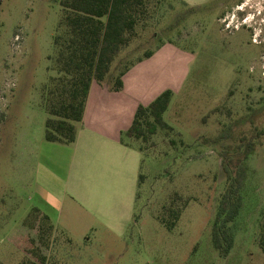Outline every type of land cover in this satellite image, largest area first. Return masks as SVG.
<instances>
[{
    "label": "rangeland",
    "instance_id": "rangeland-1",
    "mask_svg": "<svg viewBox=\"0 0 264 264\" xmlns=\"http://www.w3.org/2000/svg\"><path fill=\"white\" fill-rule=\"evenodd\" d=\"M181 1L153 0L145 27L113 64L117 75L165 41L194 55L163 115L173 129H159L145 156L138 152V185L113 201L97 191L91 161L70 166L69 152H59L57 143L52 162L43 161L49 117L43 88L57 74L54 38L62 6L58 0H0V264L35 260L25 248L27 234L38 231L25 221L45 205L36 193L40 184L57 199L50 216L58 230L52 250L42 248L45 264H264V89L257 88L264 86V67L246 56V44L235 53L222 46L216 18L223 0ZM241 137L254 141L255 150L245 160L243 206L229 224L234 245L222 254L212 225L228 185L230 159L223 153L230 152L236 169L247 143ZM168 206L182 207L174 224L165 216Z\"/></svg>",
    "mask_w": 264,
    "mask_h": 264
},
{
    "label": "trees",
    "instance_id": "trees-1",
    "mask_svg": "<svg viewBox=\"0 0 264 264\" xmlns=\"http://www.w3.org/2000/svg\"><path fill=\"white\" fill-rule=\"evenodd\" d=\"M58 1L63 14L54 38L56 54L53 56V67L57 74L51 76L44 86L42 104L49 114L45 123L46 141L69 145L76 141L78 124L84 120L93 81L100 84L110 82L111 90L121 91L124 87L123 77L131 67L155 53L156 49L147 50L117 75L112 72L119 53L139 36V29L144 28L151 17L153 0ZM174 94L172 89H166L148 105L140 104L131 126L121 132V143L140 151L145 156L150 149L146 143L151 142L159 129H173L164 120L163 115ZM246 140L242 162L236 169L231 167L230 161L233 157L230 156V152L226 150L223 153L224 158L230 159L225 163L228 185L221 195L212 225L214 247L222 254H227L234 245L229 224L237 218L243 206L242 189L248 175L245 160L255 150L254 141L241 137L242 142ZM144 179L145 175L140 174L139 185ZM178 199L181 198L176 193L175 200ZM165 210V216L169 213L173 217V224L182 213V207L168 206ZM165 216L162 217V221L169 225ZM134 217L137 220L139 215L135 213ZM25 224L38 231L35 237L27 234L28 247L25 251L35 256L31 264H45L47 254L42 248H50L55 225L51 217L38 207L33 208ZM261 244L264 246V236Z\"/></svg>",
    "mask_w": 264,
    "mask_h": 264
},
{
    "label": "crops",
    "instance_id": "crops-1",
    "mask_svg": "<svg viewBox=\"0 0 264 264\" xmlns=\"http://www.w3.org/2000/svg\"><path fill=\"white\" fill-rule=\"evenodd\" d=\"M191 3L197 4L196 1ZM193 59L191 52L165 41L151 57L131 67L123 77L121 91L111 90L110 82L93 81L76 141L69 145L57 143V147L59 152H69L70 166L76 159L95 165L99 194L110 195L114 201L125 187L133 190L138 185L140 151L122 144L121 132L131 126L140 104L148 105L166 89L175 93L181 90ZM44 147L43 161L52 162V142L46 141ZM43 167H46L45 162ZM71 169L69 167V174ZM36 193L45 204L38 208L50 216L52 204L57 201L52 190L40 184ZM55 230H58L56 226Z\"/></svg>",
    "mask_w": 264,
    "mask_h": 264
},
{
    "label": "flooded vegetation",
    "instance_id": "flooded-vegetation-1",
    "mask_svg": "<svg viewBox=\"0 0 264 264\" xmlns=\"http://www.w3.org/2000/svg\"><path fill=\"white\" fill-rule=\"evenodd\" d=\"M222 7L216 18L222 46L226 50L232 47L235 53L236 47L246 44L250 48L246 56L252 55L253 62L259 61L264 67V0H223ZM210 35V43L214 44V35Z\"/></svg>",
    "mask_w": 264,
    "mask_h": 264
}]
</instances>
